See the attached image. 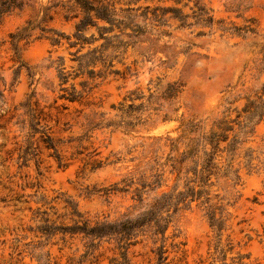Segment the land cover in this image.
<instances>
[{
  "label": "rangeland",
  "instance_id": "1",
  "mask_svg": "<svg viewBox=\"0 0 264 264\" xmlns=\"http://www.w3.org/2000/svg\"><path fill=\"white\" fill-rule=\"evenodd\" d=\"M36 1L52 3V0ZM198 1L216 20L222 19L229 26L250 25L256 32H225L220 22L213 27L204 26L193 16L198 10L196 0H189L184 11L192 14L189 19L192 26L180 28L174 22L166 27L171 34L161 43H167L169 48L159 49L150 58L139 50H130L126 63L131 65V70L98 81L79 101L59 98L58 70L49 66L51 60L64 55L66 69L72 72L77 64L71 61L66 49L52 46L45 38H36L40 33L36 30L28 42H20L21 60L15 55L10 34L35 18L36 10L26 6L3 16L0 21V76L3 77L0 79V264H117L114 259L119 258V253L114 242L103 241L92 256L83 258L86 248L81 235H67L63 239L58 234L47 238L32 230L38 223L36 212L46 211L57 223H72L71 207L67 205L71 201L85 217L93 220L121 216L134 204L131 194L117 192L107 196L102 188L126 176H138L141 170L149 173V167L157 160L165 161L170 148H192L194 135L192 127L191 131L184 130L186 124H192L193 120L200 126V135L207 134L223 116L228 100L237 98L234 105L241 107L247 95L255 94L264 82V0ZM51 13L54 19L49 21L50 26L66 32L73 30L75 21L66 20L62 10ZM149 44L145 42L143 46ZM22 62L24 65L19 68ZM116 67L125 69L121 63ZM83 79H71L68 85L75 82L80 89ZM173 81L183 85L170 104L160 95L168 82ZM136 94L143 97L135 98ZM27 101L42 112L43 122L58 142L66 166L59 167L39 142H36L40 150L39 167L35 159L28 165L18 162L20 147L26 145L22 121L27 125L29 115L22 104ZM121 102L125 107L142 104L133 113L138 122L135 127L105 125L110 120L130 119L120 109ZM166 112L171 118L163 120ZM263 135L264 123L240 147L242 155L251 147L254 159L250 169L244 156L236 158L235 166L241 167V182L237 186L232 185L231 179L213 177L212 192L220 193L230 202L228 228L223 233V241L229 238L234 245L228 253V262L242 253L247 255L246 264H264ZM98 161L103 164L94 168ZM188 176L192 177V172ZM186 179L183 173L180 188H184ZM174 183V178L168 182L169 186ZM174 231L181 232L180 239L185 244L180 250L170 252L167 264H210L206 260L213 250L215 232L197 202L180 212L168 235ZM41 241L44 246L38 252L50 253L47 263L39 262L32 254L33 246ZM154 246L151 238L142 239L130 248L128 264H156Z\"/></svg>",
  "mask_w": 264,
  "mask_h": 264
},
{
  "label": "trees",
  "instance_id": "2",
  "mask_svg": "<svg viewBox=\"0 0 264 264\" xmlns=\"http://www.w3.org/2000/svg\"><path fill=\"white\" fill-rule=\"evenodd\" d=\"M188 3L189 0H52L51 4H37L36 0H0V21L5 14L22 10L26 6L36 10L35 18L29 19L26 25L10 34L15 55L21 60L20 42H28L36 30L40 31L36 38H45L52 46L66 49L71 55V61L77 64L73 66L74 70L70 72L66 69L64 55L51 60L49 66H55L58 70L61 85L59 98L79 101L98 81L111 75H125L126 71H130L131 65L126 63L130 50H139L141 55L150 58L159 49L169 48L167 43H161L165 36L171 34L166 27L172 26L174 22H178L180 28L192 26L189 21L192 14L184 11ZM196 3L198 10L194 11L193 16L204 26L213 27L216 22H220L225 32H256L250 25L240 27L233 23L229 26L222 19L216 20L204 5L198 0ZM58 9L62 10L66 20L75 21L71 32L49 25V21L54 19L51 11ZM145 42L150 44L143 46ZM117 63L125 65V69L122 71L117 68ZM22 65L23 62L19 68ZM78 77H84L80 81L82 88L79 89L75 82L68 85L71 79ZM0 79L3 77L0 76ZM182 85L179 81L168 82L160 97L172 104L182 91ZM141 97L139 94L135 96ZM236 101L237 98L228 100L223 116L214 122L207 134L200 135V126L193 120L192 124L184 123V130L191 131L192 127V148H170L165 161L157 160L149 167V173L141 170L138 176H126L102 188L107 196L117 192L131 194L134 204L121 216L115 219L105 216L93 220L85 217L76 204L67 201L71 207L72 223H57L50 219L46 211H37L34 217L38 223L31 229L47 238L58 234L63 239L67 235H81L86 248L83 258L92 256L103 241L114 242L119 253V258L114 259L117 264H128L130 248L149 237L155 245L153 252L156 264H167L170 252L180 250L185 244L180 239V231H174L171 235H168V231L180 212L190 209L192 203L197 202L215 232L213 250L209 252L206 261L210 264H246L244 259L247 255L242 253L233 256L231 262L227 261L228 253L234 249L229 238L223 241V233L228 228L230 218V202L220 193L212 192V187L215 185L213 177L217 180L231 179L233 186L241 182V167L235 166L236 158L244 156L245 165L250 169L253 167L254 150L247 148L242 155L240 147L256 133L258 125L264 123V82L255 94L246 96L241 107L234 105ZM22 105L26 107L29 122L26 125L22 121V127L26 129V145L20 147V165H28L30 160L35 159L39 167L40 150L36 145L39 142L49 150V155L56 159L59 167L66 166L58 142L52 136L50 127L43 122L42 112L32 107L30 101ZM141 106L131 103L125 107L121 102L120 109L130 119L110 120L105 125H123L126 129L135 127L138 122L133 118V113L140 110ZM170 118L169 112L163 116V120ZM261 140L264 144V135ZM102 164L103 161H98L94 168ZM190 172L192 177L188 176ZM183 173L187 179L182 189L179 181ZM172 178L175 183L169 186L168 182ZM43 246L42 241L34 245L32 254L39 262L47 263L50 253L38 252Z\"/></svg>",
  "mask_w": 264,
  "mask_h": 264
}]
</instances>
